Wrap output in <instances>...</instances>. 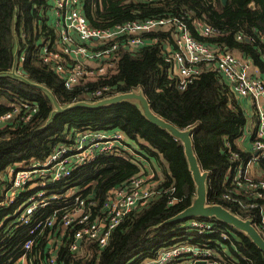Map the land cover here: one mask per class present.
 I'll use <instances>...</instances> for the list:
<instances>
[{
	"label": "trees",
	"instance_id": "16d2710c",
	"mask_svg": "<svg viewBox=\"0 0 264 264\" xmlns=\"http://www.w3.org/2000/svg\"><path fill=\"white\" fill-rule=\"evenodd\" d=\"M50 4L40 0H0V115L11 106L35 104L37 112L28 122L14 121L0 127V179L13 165L41 161L53 148L65 144L88 130H120L128 138L132 153L104 154L93 163L73 170L70 177L54 185L56 191L80 187L100 200L106 192L124 185L131 177L147 175L143 161L153 168V179L162 181L157 194L144 207L129 213L111 232L105 248L89 242L85 257H75L68 241L59 249L64 264H142L164 249L188 244L219 253L223 264H264V254L232 227L214 220L213 232L198 234L190 223L167 222L187 209L195 197V185L182 145L169 133L147 122L137 105L122 102L97 109L76 108L55 113L49 98L9 74L17 62V72L34 84L46 88L57 103L66 107L87 101L85 95L107 85L111 94L141 89L151 110L181 130L193 128L194 154L207 172L208 203L215 205L225 191L228 168L225 145L234 150L245 119L228 84L217 71L198 65L200 73L185 90H179L172 71L164 62V48L173 43V30L158 31V43L145 46L135 54L120 49L115 66L106 78L66 89L52 68L39 55L40 42L54 39L56 33L49 13ZM81 10L88 24L106 29L127 21L173 17L181 19L191 35L210 46L226 48L248 60L264 74V0H85ZM201 21L220 31V36L205 38L192 24ZM242 40H236V34ZM23 60L20 61V57ZM151 173V172H150ZM161 174V175H160ZM221 203V202H220ZM0 211V218L2 216ZM26 227L7 234L0 230V264H13L21 254ZM228 239H222V236ZM33 253L44 257V239ZM226 250L230 259L223 255ZM223 252V253H222ZM228 256V255H227ZM132 262V263H131ZM222 264V263H221Z\"/></svg>",
	"mask_w": 264,
	"mask_h": 264
},
{
	"label": "built area",
	"instance_id": "2783aa9c",
	"mask_svg": "<svg viewBox=\"0 0 264 264\" xmlns=\"http://www.w3.org/2000/svg\"><path fill=\"white\" fill-rule=\"evenodd\" d=\"M40 1L50 4V19L56 33L52 41L40 42V59L52 68L66 89L106 78L120 49L135 54L145 46L158 43V37L153 34L171 28L173 43L164 48V62L174 73L179 90H185L193 82L200 73L198 65L203 64L217 71L234 95L250 102L256 120V125L247 131L250 148L238 151L226 143L225 191L220 196L221 203L215 205L243 221H251L264 239V74L259 68L252 72L248 58L195 39L179 18H149L96 29L88 24L81 10L85 0ZM192 24L202 37L221 35L218 29L201 21ZM235 37L238 41L243 38L239 33ZM261 59L264 61V55ZM117 94H111L110 87L104 85L89 91L85 99L91 102ZM36 112L35 104L11 106L0 115V127L17 120L28 122ZM68 143L53 148L41 161L13 164L1 176L0 230L10 234L26 227L21 254L13 264H64L63 257L59 260V249L67 241L69 251L76 258L86 256L89 242L103 249L111 232L124 218L146 206L157 194L160 182L152 180V173L131 177L124 185L109 189L100 200L93 192L84 194L80 187L56 191L54 185L70 177L79 166L91 164L104 154L132 153L128 138L120 130L83 131ZM209 220L213 219L192 221L190 225L198 234L213 232ZM39 237L45 241L44 257L42 252L33 253L34 247L41 244ZM222 239L228 237L223 235ZM215 252L206 245L181 244L160 251L146 264H223Z\"/></svg>",
	"mask_w": 264,
	"mask_h": 264
},
{
	"label": "water",
	"instance_id": "95a60500",
	"mask_svg": "<svg viewBox=\"0 0 264 264\" xmlns=\"http://www.w3.org/2000/svg\"><path fill=\"white\" fill-rule=\"evenodd\" d=\"M225 1L226 0H222L223 3H225ZM9 74L24 82L28 86L35 88L47 95L54 108L53 112L55 113H63L76 108L97 109L122 102H129L137 105L139 111L141 112V115L147 122L159 127L162 130L167 131L173 139L181 143L184 156L188 164V169L195 185V197L192 200V204L177 216L169 219L167 222H185L191 219H213L232 227L239 233L248 237L250 241L264 254V239L252 226L251 221H243L235 215L231 214L223 207L208 203L206 187L208 174L201 169L194 154L192 143L193 128H189L186 130L178 129L173 124L156 115L151 110L149 102L145 98L141 89H136L129 93H119L115 96L106 97L97 101H79L66 107H62L57 103L54 96L46 88L42 87L41 85L29 82L25 78L23 72H17L16 61L14 62L12 70Z\"/></svg>",
	"mask_w": 264,
	"mask_h": 264
},
{
	"label": "crops",
	"instance_id": "0c3cea01",
	"mask_svg": "<svg viewBox=\"0 0 264 264\" xmlns=\"http://www.w3.org/2000/svg\"><path fill=\"white\" fill-rule=\"evenodd\" d=\"M234 55L237 57H242V55L239 53L234 54ZM242 58H248V56H244ZM255 68H257V66H254L253 63H251V71L252 72L254 71ZM260 73H261V71H260ZM232 96L236 100V102L238 103L239 107L241 108V111L243 112L244 119H245V123H244V127L242 129V132H241V136L234 143L235 149L238 151H248L250 148V141H249V136H248L247 131L256 125L255 115L251 109L250 102L247 99H244V98L240 99L236 95H234L233 93H232ZM143 163L145 165V169L147 170V173H150V172L152 174L155 173L152 166L147 161H143ZM223 251H224V253L222 252L223 255L230 259V254H228L226 250H223ZM216 258L220 259L222 257L220 256L219 253H216ZM150 260L151 259L145 260L142 264H146ZM180 263H181V261H180ZM175 264H178V263H175Z\"/></svg>",
	"mask_w": 264,
	"mask_h": 264
},
{
	"label": "rangeland",
	"instance_id": "374dc122",
	"mask_svg": "<svg viewBox=\"0 0 264 264\" xmlns=\"http://www.w3.org/2000/svg\"><path fill=\"white\" fill-rule=\"evenodd\" d=\"M47 96V95H46ZM49 101H50V99H49ZM161 175V174H160ZM159 180H157V181H159V182H161L162 181V175L161 176H159ZM132 263V262H131Z\"/></svg>",
	"mask_w": 264,
	"mask_h": 264
}]
</instances>
